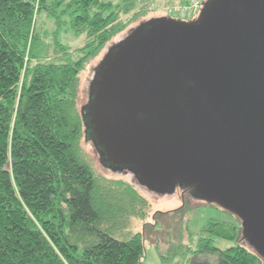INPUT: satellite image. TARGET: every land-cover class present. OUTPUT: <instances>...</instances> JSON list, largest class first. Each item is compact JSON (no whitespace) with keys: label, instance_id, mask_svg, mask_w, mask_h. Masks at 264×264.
<instances>
[{"label":"trees","instance_id":"16d2710c","mask_svg":"<svg viewBox=\"0 0 264 264\" xmlns=\"http://www.w3.org/2000/svg\"><path fill=\"white\" fill-rule=\"evenodd\" d=\"M151 5L0 0V264H148L143 233L131 229L148 203L133 183L96 172L81 146L90 140L86 103L79 109L76 102L78 72ZM42 16L55 24L52 50L39 31ZM66 25L83 35L72 51L57 33ZM214 237L234 243L219 248ZM196 239L194 248L171 241L160 264H189L181 257L202 251L217 264H264L232 222L210 218Z\"/></svg>","mask_w":264,"mask_h":264},{"label":"water","instance_id":"95a60500","mask_svg":"<svg viewBox=\"0 0 264 264\" xmlns=\"http://www.w3.org/2000/svg\"><path fill=\"white\" fill-rule=\"evenodd\" d=\"M82 109L103 165L231 211L264 259V0L141 20L102 54Z\"/></svg>","mask_w":264,"mask_h":264},{"label":"rangeland","instance_id":"374dc122","mask_svg":"<svg viewBox=\"0 0 264 264\" xmlns=\"http://www.w3.org/2000/svg\"><path fill=\"white\" fill-rule=\"evenodd\" d=\"M111 1L114 4L120 3V0ZM187 2L188 0H152V5L148 10L149 12H146L143 18L132 19L133 21L128 22L118 34L106 43L101 52L89 59L78 72L79 90L76 102L77 107L80 109V107L87 102L88 88L94 73V68L109 45L123 37V35L139 21L151 16L168 15V7L171 6L175 8ZM127 16L128 14L123 16L124 19ZM38 25L42 36L45 35L43 37L44 43L52 50V34L50 32H53L55 28L53 19L42 16L38 19ZM67 28V25L60 26L57 29V33L60 40L72 51L82 44L83 35L75 36L71 30H67ZM81 146L90 156V163L92 162L96 172L106 178L120 179L121 181L127 180L133 183L137 191L146 199L149 208L147 215L143 217V219H131V229L142 231L143 233L145 247L144 261L146 263L160 264V255L166 254V249L172 244L171 241H178L180 238H182L183 243L194 248L197 240V232L203 229L210 218L229 221L240 226V219L237 215L214 202H208L196 197L193 191H189L188 188L176 187L172 192H158L149 189L139 184L132 173L126 169H124V171H118L101 166L98 162V153L95 151L90 140H84L82 138ZM233 243V240L214 237V244L219 248L228 247ZM181 259L186 260L189 264L197 262L217 264L216 255L209 251L196 253L187 252L185 257H181Z\"/></svg>","mask_w":264,"mask_h":264},{"label":"built area","instance_id":"2783aa9c","mask_svg":"<svg viewBox=\"0 0 264 264\" xmlns=\"http://www.w3.org/2000/svg\"><path fill=\"white\" fill-rule=\"evenodd\" d=\"M202 7V0H188L187 3L177 6L168 7L167 14L182 20H192L198 17ZM172 8V9H169Z\"/></svg>","mask_w":264,"mask_h":264},{"label":"flooded vegetation","instance_id":"af4514ba","mask_svg":"<svg viewBox=\"0 0 264 264\" xmlns=\"http://www.w3.org/2000/svg\"><path fill=\"white\" fill-rule=\"evenodd\" d=\"M202 2H203V1H202ZM176 187H177V186H176ZM176 187H175V188H176ZM178 188H179V187H178Z\"/></svg>","mask_w":264,"mask_h":264}]
</instances>
